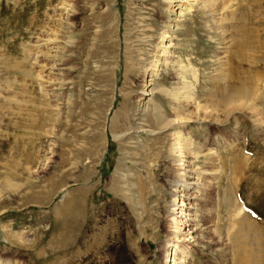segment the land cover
Here are the masks:
<instances>
[{
    "label": "rangeland",
    "instance_id": "1",
    "mask_svg": "<svg viewBox=\"0 0 264 264\" xmlns=\"http://www.w3.org/2000/svg\"><path fill=\"white\" fill-rule=\"evenodd\" d=\"M246 1L233 2L235 14L226 20H213L210 5L182 12L170 33L176 47L170 64L160 61L152 69L166 31L160 20L165 12L145 8L151 0H0V260L165 264L173 172L165 134L142 131L153 127L140 100L144 78L154 81V92L192 102H222L255 86L259 126L243 114H234L236 123L184 126L194 144L211 146L214 137L226 143L220 150L212 146L220 175L200 191V221L214 225L190 263L232 264L228 249L216 247L231 243L234 257L240 234L251 229L236 217L238 204L264 233V3L259 9L255 0ZM145 25L148 36L140 33ZM54 36L57 46L39 39ZM242 39L246 45L238 48ZM224 41L228 58H220ZM235 49L254 61L246 63ZM52 63L63 71L52 73L46 65ZM51 79L58 81L56 91L48 88ZM152 99L171 117L159 93ZM207 160L193 161L200 169Z\"/></svg>",
    "mask_w": 264,
    "mask_h": 264
},
{
    "label": "bare ground",
    "instance_id": "2",
    "mask_svg": "<svg viewBox=\"0 0 264 264\" xmlns=\"http://www.w3.org/2000/svg\"><path fill=\"white\" fill-rule=\"evenodd\" d=\"M235 1L236 0H151L152 3H147L146 7H145L146 10H151V11L155 12L156 10H158L157 8H159L163 12H165V14H163V13H161V15L159 14L161 23H162L163 28H164L163 30L166 31V32L162 33V37L160 38L161 39L160 45L163 46V48H160L161 54L159 53L160 54L159 57H157V55H155L156 59H155L153 65L151 66V68L155 69V67H157V64L160 61L166 67H167V65L170 64L171 56H172L170 49L176 48L171 43L172 35L170 36V33L173 34V29L176 28L175 26L177 25V23L179 21H182V18L184 16L182 12L190 11L191 9L193 10L194 8L198 9L203 5H206V6L210 5L209 6V7H211L210 14L214 18L213 20L217 21V19H219V18L222 19V17L224 20H226L227 18L228 19L232 18L235 14V12L233 10V7H234L233 2H235ZM240 2H241V5L243 6L244 5L243 2L246 3L247 1L246 0H240ZM263 3H264V0H255V2L253 4L254 5L257 4L259 6V9H261ZM62 5H64V4H62ZM206 6H204V8H206ZM143 8H144V6H143ZM60 9L62 10L61 7H60ZM161 10H158V11H161ZM206 13H207V10H206ZM207 14H208L207 16H209V12ZM138 26L140 27L141 25L138 24ZM139 27H137V28H139ZM240 29H244V28L241 27ZM141 30L144 31V32H140L142 34V36L150 35L151 31L150 32L148 31L149 29L147 26L144 29L141 28ZM45 31L48 34L51 33L50 29H45ZM248 31L244 32L245 37L247 36ZM241 34H243V32ZM249 35H250V32H249ZM46 36H47V34H46ZM165 38L166 39L168 38L167 39L168 43H166V44H164ZM39 39H41V41L44 42L45 46H49V45L52 46V45H55L54 44L55 42H57L56 41L57 38H55V36L52 38L47 37L44 39L43 38H39ZM238 42H240V41H238ZM244 44L246 45V40L242 39L240 44L238 45V48H240L242 46L245 47ZM228 45H229L228 42L224 41V47H223L224 53L222 52V55L220 58H223V57L228 58L227 57L228 52H229ZM55 46H57V45H55ZM52 48H51V50H53ZM44 50H46V47ZM221 51H222V49H221ZM237 51L238 50H236V52ZM236 52H235V54H236ZM166 53H168V54L171 53V54L169 56L168 54L166 55ZM245 53L247 54V52H245ZM245 53H244V50H241V52L238 51L237 56L240 59H242L243 61H245L246 63H249V62L252 63L254 61V59L248 57L247 56L248 54L246 55ZM50 56L52 58L54 57V55L53 56L50 55ZM50 56H49V59H51ZM162 57H164V58L161 59ZM46 65H47L48 69L53 71L52 73H55V75L60 74L63 71V65H61L60 63H57V64L52 63L49 65L48 64H46ZM152 69H150V71ZM47 75H50V74H47ZM192 76H193V79L196 80V76L194 73L192 74ZM43 77H44V75H43ZM144 77H146V75ZM40 78L42 79V76ZM147 78H150V75L147 76ZM178 79H180L181 82L185 81V78L182 76L178 77ZM251 79L252 78H250V79L246 78L244 80H245V82H249V81H251ZM244 80H242V82ZM47 82L52 83V88L51 87H48V88L52 89L53 91H56V89H57L56 86H57L58 81L55 82V80L52 81V79H51V80H46V83ZM152 82H154V81H152ZM152 82H151V79L146 80V78H144V80L142 81L143 84L141 87V91H139L140 96L142 97L140 100L143 101V104L145 105V109L143 111L145 114H150L149 116H151V117H148V118L152 119L151 123L153 125V127H152L150 124L149 126H147L146 130H142V131L144 133H146L147 135H151V137L155 136V135L165 134L164 140H166L168 138L167 165L172 168V172H173L172 176H170V178L167 180V185L169 186V189H171L170 192H172L171 193L172 202L170 204V208H171L170 210L171 211H169V215L167 214L168 218L165 220V227H164L165 233H166L167 237L169 238V241L167 240L168 242L165 245V264H191L192 263V261L190 263V260H192V254L191 253H198L199 254L200 250L203 249V247H204V245H203V243H204L203 239L204 238L203 237L204 236L210 237V234L212 233L210 225L213 223L210 224V222H209L210 225H206V224L204 225L200 221L201 217H202V216L200 217V215H202V212H201L202 207L200 208V204L202 201L205 200L204 197L201 196L200 191L203 190V187H205L207 185H209L208 187H210L212 185V183L214 185L213 181L217 180L216 177L219 174L218 157L216 156L217 154H215V152L213 151L215 149H213L212 146H214L220 150L221 148L225 147L226 143H225V141H222V140L217 141L220 139H216L218 137H214L213 143L209 140L212 143L211 146H208L207 144L204 145L205 142L203 143V145L194 144V143H192V140L189 138V136L183 134L184 126L190 125V124L198 125V124L204 123L206 128H207V126H211L213 124L221 125V124L226 123V122L229 123L230 120H231V122L233 121L234 123H236L234 114H243L248 119L250 118L251 121H253L254 125L256 124L257 126H259L261 122H259V116L257 114V110H258L257 106L254 104V102H256V101H254V99L256 97H258L257 96L258 93L256 95L257 90L254 89L255 86L253 85L254 86L253 89H251V90L246 89V91H244L245 89L243 87V89H241V92L237 96L230 95V96H228L229 99L226 97L223 99L222 102H219V101L192 102L190 99L192 97L181 98V97L177 96L176 94L172 95V94L167 93L166 90L154 92V90H152V88H151L154 86L152 84ZM252 84H254V83H252ZM44 88L45 87H43V89ZM233 88L234 87H232V89ZM153 89H154V87H153ZM47 92H49V91H47ZM52 93H55V92H52ZM154 93H159V95L162 96L168 102L169 110H170V113L172 114L171 117H169L168 115L165 116L162 113L160 106L153 104L152 97H153ZM50 95H51V93H50ZM258 99H261V96ZM147 105H151L150 113L146 112ZM192 107H193V110L188 109V108H192ZM141 129H144V128H141ZM184 133L187 134V132H184ZM166 134H167V136H166ZM163 137L164 136H162V138ZM221 139H222V137H221ZM193 146H195L196 148L198 147L202 151V153H199V152L194 153L193 152ZM200 150H198V151H200ZM215 151H217V150H215ZM202 156L208 158V160L205 161V163H206L205 168L197 169V167H195V165H194L193 160L198 159L199 157H202ZM223 166H224V164H223ZM232 174H235V172H232ZM203 178H205L204 181H202ZM210 181L212 183H210ZM205 188H207V187H205ZM216 188L218 189L217 185H216ZM208 190H210V189H208ZM216 197H217V195H215L214 198L216 199ZM72 199L73 200L69 201V202L75 201L74 198H72ZM236 201L239 202V199L237 197H236ZM76 202H75V204L77 205ZM240 205L241 204H238V208H237L238 210H235V213L237 214L236 217L241 216L242 217V218H240L241 220L244 221V219H246L247 221H249V224L251 225V229L247 228V226H246V232L243 233V236H242V234H240V236H239L240 241L239 242L236 241V244H237L236 246H238V247L236 248L237 249L236 255L234 254L235 255L234 257H233V250H232L233 245L231 243H228V242H226L225 244L218 243L220 245H218L216 248L218 250L223 249V248L228 249L227 253L230 257H232V264H264V259H263L264 233L262 232L261 228H259L260 223L257 221L258 219L256 220V218H254L253 216H251L248 213L249 210H247V208L245 206H240ZM65 209H66V214H67L69 212L70 208H69V206H65L64 210ZM208 213H209V211H208ZM205 215H206V213H205ZM65 216H66V218H68L67 215H65ZM204 218H205V216H204ZM257 223H258V225H255ZM68 224H67V226H68ZM69 226H71V225H69ZM226 235L229 236L228 234H226ZM209 237L205 238V239L209 240ZM213 239H214V237H213ZM215 241L217 242V240H215ZM230 247H232V248H230ZM213 248H215V247H213ZM222 252H224V251H222ZM225 252H226V250H225ZM186 258H188L189 261H187ZM10 263H11V261L9 259L3 260V261L0 260V264H10Z\"/></svg>",
    "mask_w": 264,
    "mask_h": 264
}]
</instances>
